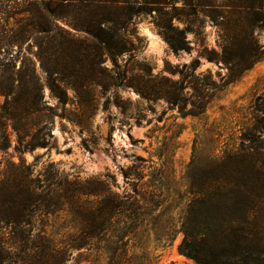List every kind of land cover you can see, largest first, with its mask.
Segmentation results:
<instances>
[{"label":"rangeland","instance_id":"obj_1","mask_svg":"<svg viewBox=\"0 0 264 264\" xmlns=\"http://www.w3.org/2000/svg\"><path fill=\"white\" fill-rule=\"evenodd\" d=\"M34 1L0 0L2 27L16 23L18 12ZM96 1L51 7L85 8L77 18L68 12L57 21L91 42L69 23L94 24ZM122 1L141 9L121 30L132 41L129 50L103 56L101 70L96 68L102 84L66 88L63 98L46 85L32 39L0 43V61L16 58L18 67L22 58L31 59L42 85V111L20 120L36 122L28 136L14 129L18 120L2 117L0 95V264H116L103 242L75 246L81 229L71 207L49 202L59 201L48 197L53 189L63 194L69 182L92 176L107 178L119 194L145 192L150 203H158L140 220L137 240L126 249L118 244L117 261L123 264L149 258L155 264H196L178 250L186 218L207 214L235 224L250 199L254 227L264 235V28L250 29L262 58L235 79L232 62L213 60L237 58L249 33L227 37L220 25L226 7H264V0ZM156 22L173 34L182 30L190 49L172 50ZM249 53L253 58L255 50ZM34 135L46 144L31 150L25 143ZM16 177L40 195L28 207L14 194L25 193V186L1 182ZM199 222L196 232L219 230V224ZM127 223L115 225L121 230Z\"/></svg>","mask_w":264,"mask_h":264},{"label":"trees","instance_id":"obj_2","mask_svg":"<svg viewBox=\"0 0 264 264\" xmlns=\"http://www.w3.org/2000/svg\"><path fill=\"white\" fill-rule=\"evenodd\" d=\"M68 1L70 0H35L32 2L33 7H25L18 12L16 23H14L15 21L14 24L5 21V27H2L0 23V43L17 42L22 44L32 39L36 45L35 56L46 75V85L51 92H55L58 98H63L66 95V88L76 90L85 84H102V79L96 77V68L101 70L104 55L112 58L129 50L132 41L121 30L125 29L131 15L141 10L140 7L134 9L124 4L122 0H97L98 7H94L97 10L94 24L84 26L77 21L69 23L72 28L82 31L91 39V42H87L57 21L66 18L69 13L77 18L79 13L85 9L80 5L70 8V10L67 7H51L52 2L62 5ZM226 8V13L221 15L220 25L223 29L228 30L227 37L232 41L237 40L239 32L244 29L249 31L245 37L247 38L245 39L246 45L239 47L240 55L237 58L231 61L222 55L220 58L213 59L221 60L224 64L233 63L234 68L229 66V71L235 72L231 73V80H233L262 58V45L257 39L254 40L250 29L254 26L264 28V7ZM144 12L151 11L144 9ZM14 16L16 15H13L12 18L15 20ZM156 24L160 27L172 50L190 49L188 40L182 35V30H175L176 34H173L170 32L173 29L170 26L162 25L160 22H156ZM231 31L232 34H230ZM250 49L255 50L253 58L249 57ZM209 60L212 59L209 58ZM1 65L0 95L4 97L2 117L18 120L14 121V129L24 136H28L31 127L36 122H31L32 124L29 126L28 122H20V120L42 111L40 106L42 85L36 76L34 64L29 58H22L18 67H16V58L0 61ZM137 90L141 95H144L145 91L142 87L138 86ZM45 144L44 139L34 135L32 140L25 143V146L32 150L38 145L44 146ZM17 178H4L5 180H1V182L8 183L7 185L10 186L15 185L16 188L21 185L25 186V193L16 190L14 194L15 196L19 195L22 205L28 207L30 199L33 200V197L38 199L40 195L35 194L33 189L30 188V190L29 183L24 179ZM9 181L14 183H9ZM220 189L217 188L210 193V197L215 196ZM49 195V198L59 200L53 202L50 199L51 205L67 204L75 214L81 229L75 246L86 247L103 242L111 253V260L116 264H123L117 261L120 259L117 253L120 247L118 244H123L126 249L131 240L136 241L140 220L150 211H154L158 205L155 202L150 203L145 197V192L135 191L133 194H119L111 190L107 178L103 179L100 176L73 180L67 184L63 194H59L57 190L53 189ZM200 201L203 203L205 198H201L197 203ZM245 204L246 208L240 218L243 220H238L235 224L231 221H222V218L215 215L204 214L202 217H198L194 213L192 216H188L183 228L182 239L178 245L179 252L192 259L196 264H264V248L260 246L261 243H264V235L256 232L252 220L254 200L250 199ZM124 219L129 223L122 226L121 230L117 229L115 224ZM199 221L219 224L218 232L215 234L208 230L196 232L195 228L201 225ZM126 252L127 250L124 253ZM142 264H155V262L149 258Z\"/></svg>","mask_w":264,"mask_h":264}]
</instances>
